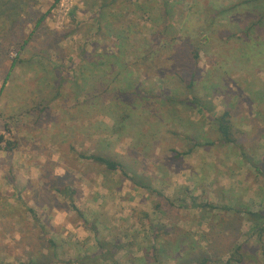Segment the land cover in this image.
Returning a JSON list of instances; mask_svg holds the SVG:
<instances>
[{
    "label": "rangeland",
    "instance_id": "374dc122",
    "mask_svg": "<svg viewBox=\"0 0 264 264\" xmlns=\"http://www.w3.org/2000/svg\"><path fill=\"white\" fill-rule=\"evenodd\" d=\"M94 1L100 3L63 0L54 8L31 44L42 59H31L37 53L28 49L0 93V138H4L0 144V264H45L43 256L51 250L44 233L57 243V259L65 264H155L152 258L145 259L146 251L155 246L171 247L158 252L163 264H195L207 256L214 264H224L227 252L239 245L245 264H264L258 235L245 215H235L242 209L264 210V175L247 160L262 158L264 150L253 155L252 147L258 142L251 135L242 148L246 155L239 148L229 151L214 145L217 136L209 124L232 105L237 127L251 131L255 111L251 102L261 101L254 93L264 86V46L259 50V43H243V38L227 42L218 16L240 0H186L185 6L174 5L169 11V21L178 24L176 32L171 30L173 35L210 36L201 42L197 66L189 43L178 38L170 49L149 48L153 26L162 19L156 11L161 0H115L102 13ZM53 2L37 0L38 16L47 13ZM127 5L132 6L131 13L123 14ZM119 12L124 15L119 20L131 29L119 50L125 72L130 73L120 77H128V82H112L119 84L112 85L113 95L103 96L99 88L107 81H101L95 92L98 98L87 101L94 91L89 83L79 84L81 65L94 55L118 50L116 36L121 34L109 24L118 21ZM215 22L220 23L211 27ZM8 51L0 62V90L16 56L15 49ZM196 68L205 82L201 93L210 106L206 120L194 105L181 103L174 114L175 107L169 103L147 102L141 108L127 93L147 88L156 96H172L167 80L178 72L190 75ZM37 69L40 76L35 74ZM102 71L111 76L107 67ZM161 77L165 83L159 82ZM124 114L133 121L122 123ZM254 119L253 124L259 122ZM182 129L184 135L198 136L202 146L193 147L183 135L176 137ZM5 141L15 144L11 151ZM83 153L119 159L131 178L135 172L140 184L119 173L107 175L103 168L80 159ZM177 153L188 154L178 157ZM228 206L231 209L225 211ZM224 214L236 217L235 229L224 225L225 216L220 219ZM211 220L220 222L217 228H210ZM154 227L161 234L159 241L153 237ZM105 239L122 240L115 261L88 260Z\"/></svg>",
    "mask_w": 264,
    "mask_h": 264
},
{
    "label": "trees",
    "instance_id": "16d2710c",
    "mask_svg": "<svg viewBox=\"0 0 264 264\" xmlns=\"http://www.w3.org/2000/svg\"><path fill=\"white\" fill-rule=\"evenodd\" d=\"M115 0H100V3H97V1H94L93 5L95 4L98 9L100 10V13L108 7L109 4H112ZM161 4H159L158 7H156V11L159 15L162 16L161 22L156 24L154 27V30L152 31L153 40H151V43L149 45L150 49H170L173 47V43L178 40H181V42H185V44L189 43L190 48L192 49L193 53V61L195 66H197V61L200 57V46L203 39H205V42L210 40V36L205 33L197 34V32L194 35L186 34L184 36L178 37V35H173L171 33V30L173 32L175 31L176 26L178 25L175 22L169 21V11L173 8L174 5H178L177 7L185 6L187 4L186 0H161ZM171 2V5H170ZM53 6L49 9V11L45 14L38 16L40 13L39 10L35 9V6H37V0H0V62L2 60V56L4 53H9V49H15L16 56L13 60L12 66L9 69L6 79L4 81V84L0 90V93H3L6 83L9 80L10 76L12 75L15 67L17 66L18 60H22L25 55L27 54V50L30 49L34 53L36 52V49L32 48L31 44L34 40L37 39L39 36V33L37 32L39 29H44V22L48 18L49 15H51V12L56 9L60 3L61 0H54ZM132 5V4H129ZM126 6V9L123 11V14L131 13L130 12V6ZM178 9V8H177ZM180 9V8H179ZM188 9V8H187ZM123 10V9H122ZM236 10V11H235ZM234 11V12H233ZM76 12V8L72 11V17L74 16ZM235 12H238L242 15V17L239 19L238 17H234ZM122 13L116 14V16H119L118 21H115L116 23H110L109 26L111 27V30H115L116 34H121L120 36H116V39L119 40L117 42L118 50L113 53L105 52L102 56H92L91 60H86L82 63L80 70V81L79 84H83V81L85 84L92 85V94L87 97V101H95V99L98 98L99 95L106 94L107 92L112 93L113 95V88L112 85H119L121 82H124L126 84L128 82V77L121 78L120 76L125 75L124 73H127L130 75L127 71V65L124 64L122 59H120L119 56V50L121 51L120 47L122 43L125 40V36L127 32L131 31L130 25L125 23V20H119L121 17L124 16ZM218 16H220L221 25H224V36H227V42L231 41H237L238 39L243 38V43H259V50L263 49L264 46V0H240L239 3L228 5L225 7V9L218 12ZM217 16V17H218ZM216 17V19H217ZM219 19V17H218ZM217 23L215 22L211 27H216ZM29 27L31 31H29ZM157 29V30H156ZM28 33V34H26ZM227 33V34H226ZM46 41V40H45ZM48 51V50H46ZM152 51V50H151ZM39 50L36 55H34L35 61L38 62L39 59H42L39 57L40 55ZM128 55H131L128 53ZM152 53L148 50L147 56L150 57ZM24 56V57H23ZM23 57V58H22ZM132 57H134L132 55ZM147 58V57H145ZM107 67L109 69V72H111V76L113 77L112 80H109L111 76L109 74L104 73L102 71V68ZM40 70H35L36 76H40ZM43 72V71H42ZM178 72L176 74H173V77H170L168 82V87L171 88L173 94L172 96H166L162 94H157V96L152 92L151 90L140 89L136 88L132 92L127 90V93L130 94V99L136 103L141 108L146 107L147 102H151L152 104H155L157 102L161 103L162 105L165 103H169L175 107L174 110H172V113L178 114V111L176 110V106L181 105L183 103L186 106L194 105L196 108H198L199 114L205 116V113H208V109L210 106L208 105V102L205 100L207 96L203 97V93H201V89L204 88L205 82L202 80V77L197 76V68L194 72H192L190 75L184 74ZM43 78V77H41ZM163 79L162 83H165V77H161L159 82L161 83V80ZM165 80V81H164ZM101 81H107L103 86H100V88L97 86L99 82ZM119 81V84H114L112 82ZM126 81V82H125ZM207 81H209L207 79ZM94 84V85H93ZM181 85V86H179ZM80 86L77 87L79 89ZM99 88V93H95L97 89ZM99 94V95H98ZM253 94V93H252ZM260 100L252 99V105L255 108V111L253 110V117L259 118V122L257 121L256 124H253L255 119H250V126L251 131H247L246 128H239L237 127L235 123V116L232 105L227 106L226 109L223 110V112L215 117H212V121L209 123L213 129L212 133L217 136L216 141L213 142L214 145H219L222 147H228V150L231 151L233 148H244V144L250 143L248 141V136L251 135L253 140H256L258 143L252 147V149H256L253 152V155L260 154L261 150H264L262 146V142L264 143V86L261 87L258 92L255 93ZM120 96V95H119ZM112 96H110L111 98ZM107 100V102H110L111 105L115 103L113 99ZM158 98V100H157ZM162 98V99H161ZM118 102H121L120 97L117 99ZM114 101V102H113ZM132 102V103H133ZM131 103V104H132ZM110 105V106H111ZM161 107L158 108L160 110ZM177 117V116H176ZM201 117V116H200ZM204 120L208 119V117L203 118ZM125 121H133L132 116L124 114L123 118L121 117V122L124 123ZM178 121V120H177ZM179 123V121H178ZM190 126H194L193 123L188 124ZM187 125V127H188ZM182 126L179 123V128ZM188 127V129H189ZM186 128V127H185ZM250 129V128H249ZM183 132L177 131L175 132L176 137H181L183 135L187 138V140L193 144V147L202 146L200 142L198 141V136L195 134L184 135ZM250 132V133H249ZM198 141V142H197ZM4 142V138H0V144ZM6 143V150L11 151L14 147V143L11 141H5ZM210 145V143H209ZM264 145V144H263ZM213 146V145H211ZM192 149V148H191ZM189 151H192V150ZM244 149H242L243 151ZM188 153H177V156H186ZM241 155H246L245 151L241 152ZM252 155V156H253ZM79 158L90 163L96 164L98 167L103 168L105 173L107 175L109 174H116L119 173L123 176L125 179L131 180L135 185H139V181L136 179L137 175L132 173L134 176L131 178L128 171L125 169V165L123 162H121L119 159L108 156L106 154H97V153H91V154H80ZM250 164L254 166L255 171H258L261 175H264V155L260 159H253L248 158ZM148 185H145L147 187ZM76 190L71 191V195L76 194ZM67 193L65 192L64 195ZM72 196H69L70 203L74 207V209L77 212H80V208L78 209L76 206H74V202L71 198ZM172 198L175 199V195L172 196ZM231 203V202H230ZM231 207L224 208L225 211H229ZM33 212L34 210H29ZM83 214L82 212L80 213ZM245 215V219L250 223L251 225V231L253 233H256L258 235L257 241L258 245L260 246L261 254L264 259V210L262 211H250L249 209H242L237 210L235 212V215ZM34 217L36 218V213H32ZM225 216V217H224ZM224 217V225L227 227H233L234 219L236 218H228L226 214L223 216H220V219ZM242 220V219H241ZM229 222V223H228ZM232 222V223H230ZM93 223V222H92ZM220 222L217 224L211 220L210 228H217ZM228 225H227V224ZM42 231L44 230L43 226H40ZM153 229V237L155 240H160L161 234L158 233L157 228ZM47 232V231H46ZM168 235V234H167ZM44 238L48 241L50 246V255L47 254V256H43L45 258L44 263L45 264H65L62 261L57 259V243L54 242L51 238H49L48 234L44 233ZM98 250L96 251V255H93L92 258L88 257L87 259L90 260L93 263H97L98 260L102 262H108V261H115V256L117 251L119 252L121 249H123V244L121 239H114L109 240L105 239L103 241L98 242L97 244ZM159 250L162 251H170L171 247H163L161 249L157 248L156 246L152 250H147L145 253L146 260L149 261V258H152L153 263L155 264H163L160 261V257L158 255ZM226 257H228L224 264H245L246 256H244V253L241 250V246H237L233 250L230 249ZM47 259V260H46ZM175 259V258H174ZM212 262V259H210L208 256L203 258L201 261L196 262L195 264H210ZM217 262V261H216ZM82 264L86 263L84 261H81ZM214 264V262H212ZM29 264H35L33 262H30ZM88 264V263H86ZM218 264V263H217ZM253 264H257V261Z\"/></svg>",
    "mask_w": 264,
    "mask_h": 264
},
{
    "label": "built area",
    "instance_id": "2783aa9c",
    "mask_svg": "<svg viewBox=\"0 0 264 264\" xmlns=\"http://www.w3.org/2000/svg\"><path fill=\"white\" fill-rule=\"evenodd\" d=\"M62 3H63V0H61V3H60V5H59V6H61V5H62Z\"/></svg>",
    "mask_w": 264,
    "mask_h": 264
}]
</instances>
